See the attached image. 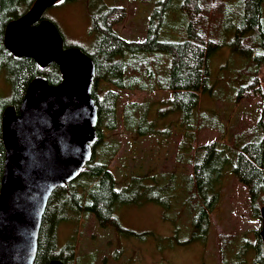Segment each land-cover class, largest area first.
<instances>
[{
    "label": "trees",
    "instance_id": "1",
    "mask_svg": "<svg viewBox=\"0 0 264 264\" xmlns=\"http://www.w3.org/2000/svg\"><path fill=\"white\" fill-rule=\"evenodd\" d=\"M33 1L0 0V71L11 84L10 98H0V186L5 157L1 135L4 108L13 105L18 111L29 82L37 75L45 77L50 85L61 82L56 64L42 69L32 59L15 57L4 46L7 24L24 14ZM233 1L216 0L220 9L215 11L212 0H156L147 34L139 41L125 39L113 29V23L117 21L114 9L118 7L101 6L94 10L90 19V28L95 34L92 49L79 48L96 66L92 97L98 108V138L92 146L91 160L78 178L55 189L50 195L40 225L34 264H49L52 259L67 262L68 252L58 247L56 228L68 215L92 214L101 225L119 226L114 214L117 206L140 201L167 205L170 196H176L174 192L182 189L183 178L175 180L176 176H173L164 180L157 174L132 175L126 184L118 187L107 161H98L94 155L97 152L99 156L110 157L115 153V148L106 142L101 143V140L104 132L121 126L137 136L169 132L157 129L160 117L153 103L129 101L118 112L119 90L166 91L168 97L161 102L170 103V111L178 112L183 119L191 116L199 102V91L207 89L209 59L220 46L215 35L224 21L226 29L233 32L227 45L246 61L245 69H235L232 74L244 83L237 99L234 97L236 102L243 97L245 88L257 82V72L264 65V0H236V11L229 8ZM232 15L235 16L234 22L230 21ZM171 18L186 22L182 40L164 31ZM252 43L256 46H251ZM69 46L64 42L65 48ZM254 49L256 52L253 53ZM163 56L166 59L163 60ZM102 81L115 88L101 91L98 84ZM118 116L123 123L118 122ZM216 126L221 133L219 125ZM220 135L224 144L214 140L200 145L198 149L194 147V151L189 144L188 157L184 154V160L191 169L185 170L190 172H185V189H193L188 201L198 200L193 206L191 231V235L197 238L208 231L209 214L217 201L218 189L227 170L247 187L254 216L259 217V207L264 206V103L260 116L249 131H243L234 138L231 136L237 147L235 150L228 149L225 146L227 136ZM97 144L100 146L95 151ZM178 181L180 185H177ZM184 202L185 199L182 204ZM142 234L145 236L147 233ZM256 246H253L257 254L255 263L264 264V244L261 248L259 244Z\"/></svg>",
    "mask_w": 264,
    "mask_h": 264
},
{
    "label": "rangeland",
    "instance_id": "2",
    "mask_svg": "<svg viewBox=\"0 0 264 264\" xmlns=\"http://www.w3.org/2000/svg\"><path fill=\"white\" fill-rule=\"evenodd\" d=\"M235 2L229 6L233 11L237 9ZM155 4L156 0H60L46 9L44 17L57 26L65 44L89 51L95 39L90 19L96 8L118 7L114 9L117 21L113 29L125 39L139 41L147 34ZM212 7L215 11L220 9L216 0H212ZM230 21H235L234 15ZM224 23L215 35L220 46L209 59L207 89L199 91V102L191 116L183 119L178 112L170 111L171 104L161 102L168 97L166 91L119 90L118 112L129 101L153 103L160 117L157 129L169 132L137 136L121 126L104 132L101 140L115 148V153L110 157L97 152L94 155L98 161H107L118 187L132 175L157 174L164 180L173 176L175 180L183 178L182 189L170 196L167 205L140 201L117 206L114 214L119 226L101 225L92 214L68 215L56 228L58 247L68 252L64 264H256L253 246L259 244L261 248L264 244L257 233L262 220L253 215L247 187L230 170L222 178L219 196L209 214L207 233L201 238L191 235L193 206L198 200L188 201L193 189H185V172L191 171L184 160V154L189 155V144L192 151L214 140L224 144L222 133L227 136L225 146L235 150L233 138L249 131L264 103V65L257 72V82L244 89L238 102L234 99L244 83L232 74L235 69H245L246 61L227 45L233 32ZM185 29L186 22L171 18L164 31L182 40ZM98 86L101 91L115 88L104 81ZM10 95V81L1 72L0 98L7 100ZM118 122L123 123L120 116ZM209 126L214 129H207ZM99 146L94 147L95 151ZM143 232L147 234L144 236Z\"/></svg>",
    "mask_w": 264,
    "mask_h": 264
},
{
    "label": "water",
    "instance_id": "3",
    "mask_svg": "<svg viewBox=\"0 0 264 264\" xmlns=\"http://www.w3.org/2000/svg\"><path fill=\"white\" fill-rule=\"evenodd\" d=\"M60 0H34L5 28L4 46L42 69L56 64L61 82L42 75L28 84L18 107L1 116L4 169L0 186V264H34L42 217L52 192L75 180L91 160L98 108L92 97L94 61L79 47H64L57 26L44 17ZM264 243V206L260 207ZM49 264H64L52 259Z\"/></svg>",
    "mask_w": 264,
    "mask_h": 264
},
{
    "label": "flooded vegetation",
    "instance_id": "4",
    "mask_svg": "<svg viewBox=\"0 0 264 264\" xmlns=\"http://www.w3.org/2000/svg\"><path fill=\"white\" fill-rule=\"evenodd\" d=\"M258 235H259V233H258ZM260 237V236H259ZM261 239V238H260Z\"/></svg>",
    "mask_w": 264,
    "mask_h": 264
}]
</instances>
